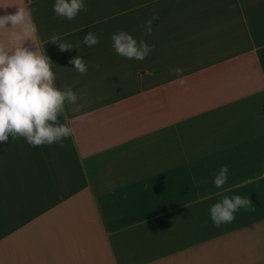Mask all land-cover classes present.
<instances>
[{
	"label": "crops",
	"instance_id": "0c3cea01",
	"mask_svg": "<svg viewBox=\"0 0 264 264\" xmlns=\"http://www.w3.org/2000/svg\"><path fill=\"white\" fill-rule=\"evenodd\" d=\"M53 4L0 0V16L31 9L39 38L22 47L43 50L80 105L60 117L64 147L0 142V264H264V0H84L73 20ZM118 31L153 51L117 55ZM223 195L255 211L216 228Z\"/></svg>",
	"mask_w": 264,
	"mask_h": 264
},
{
	"label": "clouds",
	"instance_id": "9594fccd",
	"mask_svg": "<svg viewBox=\"0 0 264 264\" xmlns=\"http://www.w3.org/2000/svg\"><path fill=\"white\" fill-rule=\"evenodd\" d=\"M52 10L61 19L73 20L80 11L86 10L84 0H54ZM159 17L153 14L146 22V35H151V24ZM11 23L10 39L0 42V142L24 138L31 147H43L57 144L64 147L63 141L72 136V129L60 121L66 115V104L76 105L78 95L71 86L63 90L55 86L56 76L51 69L52 62L43 50L30 51L22 47L26 40H38V29L32 17L31 9L25 5L18 8L15 14L0 16V29ZM115 53L126 59L142 61L154 46L144 40L137 41L129 33L118 31L111 36ZM61 37L54 35L50 42H59V50L74 48L72 44L60 42ZM99 38L89 31L83 37V44L93 47ZM76 47H79L77 44ZM80 74L88 72V66L82 57L69 61ZM99 68V65H95ZM182 69L176 68L173 73L180 76ZM179 84L184 85L181 77ZM228 167L222 166L213 178L216 188H223L227 183ZM243 209L254 212L255 207L247 197L223 195L222 199L210 205L209 214L213 226L220 228L222 224L235 220V213Z\"/></svg>",
	"mask_w": 264,
	"mask_h": 264
}]
</instances>
